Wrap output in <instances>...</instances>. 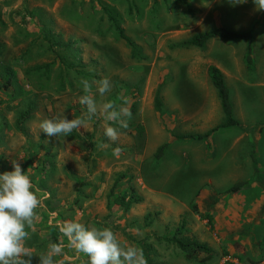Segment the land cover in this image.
<instances>
[{
    "label": "rangeland",
    "instance_id": "1",
    "mask_svg": "<svg viewBox=\"0 0 264 264\" xmlns=\"http://www.w3.org/2000/svg\"><path fill=\"white\" fill-rule=\"evenodd\" d=\"M217 26L251 32V66L243 39L185 45ZM0 42L1 61L15 73V95L34 101L19 130L17 101L0 93V172L11 171L15 160L34 189L47 194L26 228L31 264L51 243L65 245L56 257L63 264H87L59 231L66 221L111 228L142 251L146 264H264V9L254 0H0ZM209 63L226 73L236 126H222ZM103 77L113 87L101 97L96 81ZM85 94L98 106L127 101L132 117L116 141L104 136L99 107L88 118L79 103ZM65 115L82 118V128L66 138L39 128L41 120ZM239 181L247 183L226 192ZM126 192L141 200L128 210L110 202L111 193ZM174 235L206 244L212 258L192 246L181 250Z\"/></svg>",
    "mask_w": 264,
    "mask_h": 264
},
{
    "label": "clouds",
    "instance_id": "2",
    "mask_svg": "<svg viewBox=\"0 0 264 264\" xmlns=\"http://www.w3.org/2000/svg\"><path fill=\"white\" fill-rule=\"evenodd\" d=\"M232 4H240L246 0H230ZM258 9H264V0H254ZM97 93L103 97L111 92L113 84L108 77L96 81ZM85 93L90 89L87 81H83ZM79 103L86 106L88 118L97 114L105 122L104 136L116 141L121 129L128 127L132 117L130 107L125 106L124 100L117 105L111 100L97 104L92 95H82ZM82 118L68 119L63 117L45 118L40 121L39 128L47 137L65 138L75 129L82 128ZM113 125H116L115 127ZM105 146V145H101ZM115 155L121 152L120 147L113 149ZM12 170L0 172V264H31L32 252L26 246L29 232L26 230L31 225L35 210L40 207L47 194L40 195L23 171L20 164L12 162ZM59 231L67 239V247L76 253L87 256V264H146L143 253L132 245L123 244L109 227H88L76 221H66L59 226ZM63 243H51L38 257V264H63L56 257L64 255Z\"/></svg>",
    "mask_w": 264,
    "mask_h": 264
},
{
    "label": "trees",
    "instance_id": "3",
    "mask_svg": "<svg viewBox=\"0 0 264 264\" xmlns=\"http://www.w3.org/2000/svg\"><path fill=\"white\" fill-rule=\"evenodd\" d=\"M108 15V20L110 21L111 25L118 31L119 36L132 48L133 51H135V46L134 43L124 35L123 30L118 26L115 18L111 16L107 11ZM2 28L4 27V24H1ZM213 37H219L225 40H232V39H243L247 43V49L245 53V61L248 66L252 65V40H251V32L250 31H235L223 26H217L213 27L207 31L195 33L192 35L190 39L185 41L186 46H194V47H203L206 42L213 38ZM3 49L4 45L2 42H0V61L3 58ZM208 76L210 77V80L215 87L217 91L218 98L220 100V106L222 109V112L225 117V121L222 124L224 127H231V126H236L238 125L237 120L234 117L233 114V106L230 101V96H229V89L226 85L225 78L223 73L220 71L219 68L211 65L208 67ZM16 85H15V73L14 71L10 68L9 65H7L4 61L0 62V93H8L11 98V100L17 101V107L19 108L16 111V121H15V126L17 129H21V125L28 119L31 118V113L33 111V104L34 101L31 98L25 97V98H17L18 96L15 95ZM14 90V91H13ZM13 91V92H10ZM11 93V94H10ZM160 90L157 89L156 91V97H155V105L156 108L159 110L161 108V100L159 97ZM0 103H4L3 101H0ZM209 135V133H206V135H184L179 138H196V139H202L203 137ZM166 145H162L158 148L156 156H160L165 149ZM252 161L255 162L254 157H252ZM246 181H239L232 185L226 192L227 193H234L239 191L243 186L246 184ZM112 192V191H111ZM113 193H111L109 200L111 198V203L116 204L120 207H122L124 210H128L130 206L133 203L139 202L141 199L139 196L135 195L133 192H126L120 195H115L114 197ZM202 218L208 219L210 222V216L202 214ZM177 234V232H176ZM172 242L176 244L178 247H180L181 250H186L187 247L192 246L193 250H199L204 252L206 254V260H210L212 258L211 251L208 248L206 244H199L197 242H190V243H185L183 240L178 239L175 237H172ZM190 254V253H189ZM193 256L188 255V259H191Z\"/></svg>",
    "mask_w": 264,
    "mask_h": 264
},
{
    "label": "crops",
    "instance_id": "4",
    "mask_svg": "<svg viewBox=\"0 0 264 264\" xmlns=\"http://www.w3.org/2000/svg\"><path fill=\"white\" fill-rule=\"evenodd\" d=\"M219 38V37H218ZM210 40V39H209ZM208 42V41H207ZM207 42H206V44H207ZM206 44L202 47V48H204L205 46H206ZM207 47V46H206ZM207 49V48H206ZM207 53V52H206ZM244 56H245V54H244ZM210 57L209 56H207V59H209ZM210 60V59H209ZM211 65H213V63H209V65H208V67L209 66H211ZM213 66H215V67H217L216 65H213ZM208 67H207V71H208ZM217 68H219V67H217ZM220 69V68H219ZM220 71L223 73V75H224V78H225V72L223 71V70H221L220 69ZM207 74H208V72H207ZM226 79V78H225ZM227 85V84H226ZM228 87V86H227ZM228 89H229V87H228ZM231 103H232V101H231ZM232 106H233V114H234V117H235V112H234V105H233V103H232ZM248 111H249V109H248ZM253 115H255L254 113H252V116ZM255 117V116H254ZM236 119V118H235Z\"/></svg>",
    "mask_w": 264,
    "mask_h": 264
}]
</instances>
